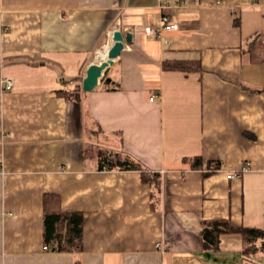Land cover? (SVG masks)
Wrapping results in <instances>:
<instances>
[{"label": "crops", "instance_id": "0c3cea01", "mask_svg": "<svg viewBox=\"0 0 264 264\" xmlns=\"http://www.w3.org/2000/svg\"><path fill=\"white\" fill-rule=\"evenodd\" d=\"M115 30L131 41L82 91ZM257 39L264 0H0V264H264L239 234H221L217 249L201 237L215 220L264 230ZM3 78L14 85L3 90ZM109 153L140 170L100 169ZM45 195L82 215L81 251L46 249Z\"/></svg>", "mask_w": 264, "mask_h": 264}, {"label": "trees", "instance_id": "16d2710c", "mask_svg": "<svg viewBox=\"0 0 264 264\" xmlns=\"http://www.w3.org/2000/svg\"><path fill=\"white\" fill-rule=\"evenodd\" d=\"M253 49L250 51L252 61H264V41L257 39ZM164 69H178L183 72L199 70V63L196 62H168L163 64ZM65 97L78 98L77 92H63ZM112 153H109L111 156ZM109 159L102 155L103 162L99 168L119 167L122 170H140L139 164L124 158L121 159L116 154ZM200 157L189 159L192 169H199L202 164ZM210 170L219 168V163L208 162ZM142 180L147 181L148 175L141 172ZM43 237L46 249L57 252H78L82 250L83 217L80 213H62L58 208V199L53 195H45L43 200ZM201 231L204 246L206 248L217 249L219 237L226 232L236 233L242 239V251L244 254L264 251V230L255 228L233 227L227 221L215 220L204 223Z\"/></svg>", "mask_w": 264, "mask_h": 264}, {"label": "water", "instance_id": "95a60500", "mask_svg": "<svg viewBox=\"0 0 264 264\" xmlns=\"http://www.w3.org/2000/svg\"><path fill=\"white\" fill-rule=\"evenodd\" d=\"M131 38L130 33H122L119 30L113 31L112 44L108 48L106 60L88 66L81 83L82 91L90 92L99 85L101 79L107 74L110 66L113 65Z\"/></svg>", "mask_w": 264, "mask_h": 264}, {"label": "built area", "instance_id": "2783aa9c", "mask_svg": "<svg viewBox=\"0 0 264 264\" xmlns=\"http://www.w3.org/2000/svg\"><path fill=\"white\" fill-rule=\"evenodd\" d=\"M161 22H162V28L164 30H174L176 28L175 25L173 24H169L168 23V20L166 17H162L161 19ZM154 31L151 29V28H147L146 29V33L147 34H152ZM14 85V80L12 78H3L1 80V87L3 90H8L10 89L12 86ZM150 101L153 100V96L149 98ZM248 170V166H244L242 167L241 171H246ZM235 177V174L233 172H229L227 174V178L230 179V178H233Z\"/></svg>", "mask_w": 264, "mask_h": 264}, {"label": "bare ground", "instance_id": "6f19581e", "mask_svg": "<svg viewBox=\"0 0 264 264\" xmlns=\"http://www.w3.org/2000/svg\"><path fill=\"white\" fill-rule=\"evenodd\" d=\"M111 44H112V38L110 43L106 45L104 48L102 47V49L97 53V58L99 62L106 60L108 48Z\"/></svg>", "mask_w": 264, "mask_h": 264}]
</instances>
